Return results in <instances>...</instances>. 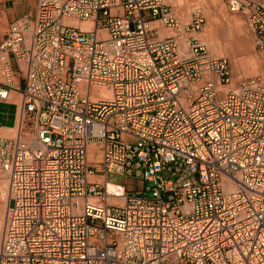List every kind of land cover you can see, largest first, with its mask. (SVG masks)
Instances as JSON below:
<instances>
[{"label": "built area", "instance_id": "built-area-1", "mask_svg": "<svg viewBox=\"0 0 264 264\" xmlns=\"http://www.w3.org/2000/svg\"><path fill=\"white\" fill-rule=\"evenodd\" d=\"M224 1L264 61V0ZM205 24L169 0H36L9 23L0 103L20 100L0 136V264H264V76L227 89Z\"/></svg>", "mask_w": 264, "mask_h": 264}, {"label": "rangeland", "instance_id": "rangeland-1", "mask_svg": "<svg viewBox=\"0 0 264 264\" xmlns=\"http://www.w3.org/2000/svg\"><path fill=\"white\" fill-rule=\"evenodd\" d=\"M35 1L36 0H25L29 7L34 6ZM169 1L180 10L182 17L184 13H187L189 16L191 8L195 6L204 8L206 24L203 31L199 34V38L201 40L204 39L203 42L207 44L213 56L228 57L231 60L233 73L231 88L247 78L264 76V61L255 51L253 36L244 15L231 13L224 0ZM183 19L187 21L188 17H183ZM8 25L5 16L0 18V36L6 33ZM13 112L14 110L10 109L5 104L0 106L1 115L12 114ZM0 177L5 178V182L7 183V196L4 198V196L2 197V195H0V216L3 215L0 231L2 232L8 206V182L4 175H0ZM165 177L169 178L168 176ZM109 179L119 185L130 184L128 186L135 192L142 188L137 186V188L134 189L133 184L130 182L131 178L128 177L119 176L110 177ZM139 181L141 180L138 179L137 183H139ZM144 184L145 188L153 187L151 183L146 182ZM148 194L150 195L151 193L148 192Z\"/></svg>", "mask_w": 264, "mask_h": 264}, {"label": "crops", "instance_id": "crops-1", "mask_svg": "<svg viewBox=\"0 0 264 264\" xmlns=\"http://www.w3.org/2000/svg\"><path fill=\"white\" fill-rule=\"evenodd\" d=\"M34 6L29 7L25 0H0V18L5 16L7 23L9 24L11 21L20 18L27 13L31 12ZM184 18L188 17L187 13H184ZM20 98L17 94L12 95V100L8 103H0L7 105L10 109H13L14 112L11 114L1 115L0 114V136L2 137H11L12 130L16 126L17 116L19 112L18 102ZM133 183V188L136 189L137 186L143 187L144 182L131 179ZM115 190L113 185L110 186L109 191L112 192Z\"/></svg>", "mask_w": 264, "mask_h": 264}, {"label": "bare ground", "instance_id": "bare-ground-1", "mask_svg": "<svg viewBox=\"0 0 264 264\" xmlns=\"http://www.w3.org/2000/svg\"><path fill=\"white\" fill-rule=\"evenodd\" d=\"M180 2H185V1H188V0H179ZM225 2V1H224ZM169 3H170V1H169ZM173 5V4H172ZM173 6H175V5H173ZM176 7V6H175ZM177 8V7H176ZM194 8H202V9H204L203 7H201V6H195V7H193V8H191V10H190V12H189V16H188V20L187 21H185L184 19H183V17H182V14H181V12H180V10H179V15H180V17H181V19L183 20V21H185V22H188V21H190V19H191V13H192V11H193V9ZM80 26L82 27V28H84V29H91L92 27H93V24L92 23H82V24H80ZM204 29V28H203ZM166 34H168V33H166ZM204 40V39H203ZM254 40V39H253ZM205 43V42H204ZM206 44V43H205ZM207 45V44H206ZM184 46H186V42H184ZM212 55V54H211ZM213 56V55H212ZM213 57H216V56H213ZM229 88H231V86H229V87H227V89H229ZM93 92H94V95L95 96H101L102 98H104V99H110L111 98V92L108 90V89H105V88H99V87H95V88H93ZM13 136H15V131L14 130H12V136L11 137H13ZM90 160L91 161H94L95 160V157H94V147H92L91 148V153H90ZM0 175H2V174H0ZM5 176V175H4ZM6 177V176H5ZM6 180H7V182H8V206H7V209H6V214H7V211H8V208H9V205H10V201H11V195H10V187H9V180H8V178L6 177ZM7 183L5 182V178H3V177H0V195H2V197L4 196V198H5V196H7ZM4 194V195H3ZM6 214H5V220H4V225H5V221H6ZM2 216L3 215H1L0 216V229H1V225H2V222H3V219H2ZM4 225H3V230H2V232H1V234H0V238L3 236V231H4Z\"/></svg>", "mask_w": 264, "mask_h": 264}]
</instances>
